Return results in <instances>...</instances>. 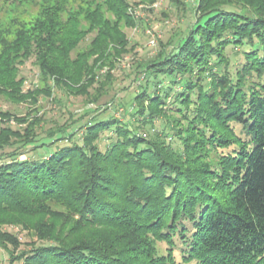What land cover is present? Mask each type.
<instances>
[{
  "label": "trees",
  "instance_id": "trees-1",
  "mask_svg": "<svg viewBox=\"0 0 264 264\" xmlns=\"http://www.w3.org/2000/svg\"><path fill=\"white\" fill-rule=\"evenodd\" d=\"M145 1L40 0L29 23L0 29V98L27 100L32 58L43 97L93 106L47 131L0 111L10 264H264V0H169L194 22L133 68L136 92L101 105L112 81L98 72L128 53L122 27ZM3 225L35 240L18 253Z\"/></svg>",
  "mask_w": 264,
  "mask_h": 264
},
{
  "label": "rangeland",
  "instance_id": "rangeland-1",
  "mask_svg": "<svg viewBox=\"0 0 264 264\" xmlns=\"http://www.w3.org/2000/svg\"><path fill=\"white\" fill-rule=\"evenodd\" d=\"M39 1L0 0V29L14 30L12 27L13 21H16V23H29L37 14ZM132 10L135 12L134 18L137 20V25L132 28L122 27L130 45L128 53L117 59L113 69H110V66L107 65L98 72L99 81L105 82L106 78L112 81L108 96L101 99V105L108 102L111 97L116 98V100L123 98L127 94L124 91L125 89L128 92H136L137 82H134L133 68L139 63L153 60L160 50L175 39L177 34L182 33L183 35L195 19L193 10L183 11L172 5L169 0H153L152 3L145 1L133 6ZM90 38L91 35L80 45L75 53L82 52ZM151 42H153V45H151ZM236 53L237 51L235 50L227 51L231 70L238 67L241 62V56L235 55ZM20 75L25 79L22 93L28 97L27 100L21 104H14L7 99L0 98V111L16 114L19 117H24L28 114L31 120L37 118L36 120L39 121L40 125L38 129H43L44 131L55 129L65 122H71L77 117V114L87 108H93L92 105L87 104L84 98L66 96L57 89L51 91L49 98L43 97L38 92L43 88V85L39 80L38 69L34 65L32 58L20 68ZM128 98H126V101L129 100ZM113 112L117 119H121L124 114L122 109ZM2 124L3 127H10L13 130L23 127L15 124L14 121ZM41 135L45 136V132H42ZM104 145L105 142L101 141L100 147ZM53 148L54 145L48 150L51 151ZM39 153L41 156L45 155L44 151ZM24 157V155L21 156V158ZM1 230L10 233L20 241L21 247L17 251L18 253L26 249L28 243L35 240L31 233L22 231L18 226L3 225ZM0 264H10L7 253L1 249Z\"/></svg>",
  "mask_w": 264,
  "mask_h": 264
},
{
  "label": "built area",
  "instance_id": "built-area-1",
  "mask_svg": "<svg viewBox=\"0 0 264 264\" xmlns=\"http://www.w3.org/2000/svg\"><path fill=\"white\" fill-rule=\"evenodd\" d=\"M152 43H153V42H151V45H153Z\"/></svg>",
  "mask_w": 264,
  "mask_h": 264
}]
</instances>
